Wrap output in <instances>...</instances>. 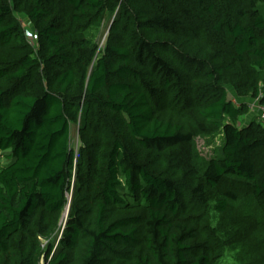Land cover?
<instances>
[{"label":"trees","instance_id":"trees-1","mask_svg":"<svg viewBox=\"0 0 264 264\" xmlns=\"http://www.w3.org/2000/svg\"><path fill=\"white\" fill-rule=\"evenodd\" d=\"M227 85L264 107V0H0V264H245L224 222L264 220V127Z\"/></svg>","mask_w":264,"mask_h":264},{"label":"rangeland","instance_id":"rangeland-1","mask_svg":"<svg viewBox=\"0 0 264 264\" xmlns=\"http://www.w3.org/2000/svg\"><path fill=\"white\" fill-rule=\"evenodd\" d=\"M115 16L114 13H107L105 18L102 21L101 30H100V40L99 44L102 46L106 35L108 33V29L110 27V24L112 23ZM17 19L19 22H22V28L24 30V34L26 37V40L29 42L30 46L37 50L38 43L35 36V32L33 31L32 23L29 21V19L24 16L23 14H16ZM229 91V97L235 104H239L240 102H246L248 105L247 111L241 115L237 119V125L239 127H245L248 124H250L251 121L258 122L264 127V115L262 113L264 112V107L260 103V99L251 97L250 95L246 98L240 99L238 98L233 90L229 87V85L226 86ZM242 100V101H241ZM79 120L75 123L71 124V139H70V145L72 148H74V156H77V149L82 146V141L79 136ZM194 145H192L190 148H192V153H190L189 157H182L176 156L174 158L173 156L167 155L163 159H155L156 163L158 160L162 162V167L168 166L169 169L173 168V166L177 164H182L184 169L186 168H193L196 165H192L193 159H191L193 156V148L195 152L198 154L200 158L208 159L209 157L213 156L215 153V150L220 147L221 145V134L216 133L215 135H197L194 138ZM194 146V147H193ZM191 161V162H190ZM70 196V195H69ZM240 204V200L238 202ZM237 204V207L239 206ZM236 209V203L235 208ZM233 210V212H234ZM242 211L235 210L234 214H232V218L227 219L224 222V227L233 226L235 227L233 230H235L231 236L229 237L228 243L237 242V241H244V243L241 245L242 249L237 253V255H240L244 260L245 264H264V220H261V218H258L257 216H254L249 214L248 207L245 206V208H241ZM232 212V213H233ZM66 209L61 212L60 218L58 220V226L55 229V231L50 235L49 238H43L40 237V242L42 248L46 247L48 243L53 242L54 245L57 244L58 237L61 233V230L64 225V221L66 216ZM229 215V214H228ZM239 219V223L238 222ZM203 224H205L203 222ZM215 232V231H214ZM207 227H204L203 230H201V234L205 238H209L208 241L210 242V246L214 248V252L218 255L221 253L220 251V239L218 238L217 233L216 235ZM225 256L227 261L235 258L236 256L233 255ZM40 264L43 263V258L40 261Z\"/></svg>","mask_w":264,"mask_h":264},{"label":"water","instance_id":"water-1","mask_svg":"<svg viewBox=\"0 0 264 264\" xmlns=\"http://www.w3.org/2000/svg\"><path fill=\"white\" fill-rule=\"evenodd\" d=\"M68 208H69V204L67 205V208H66V214L65 216H67V213H68ZM66 219V218H65Z\"/></svg>","mask_w":264,"mask_h":264},{"label":"built area","instance_id":"built-area-1","mask_svg":"<svg viewBox=\"0 0 264 264\" xmlns=\"http://www.w3.org/2000/svg\"><path fill=\"white\" fill-rule=\"evenodd\" d=\"M262 115H264V112L262 113Z\"/></svg>","mask_w":264,"mask_h":264},{"label":"bare ground","instance_id":"bare-ground-1","mask_svg":"<svg viewBox=\"0 0 264 264\" xmlns=\"http://www.w3.org/2000/svg\"><path fill=\"white\" fill-rule=\"evenodd\" d=\"M65 216V215H64Z\"/></svg>","mask_w":264,"mask_h":264}]
</instances>
